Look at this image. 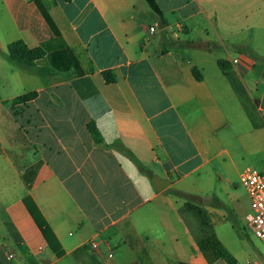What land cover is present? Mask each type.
Segmentation results:
<instances>
[{
    "label": "crops",
    "instance_id": "crops-1",
    "mask_svg": "<svg viewBox=\"0 0 264 264\" xmlns=\"http://www.w3.org/2000/svg\"><path fill=\"white\" fill-rule=\"evenodd\" d=\"M56 1L58 34L0 0V264H264L236 184L264 170V0ZM17 40L46 53L21 65Z\"/></svg>",
    "mask_w": 264,
    "mask_h": 264
},
{
    "label": "trees",
    "instance_id": "trees-1",
    "mask_svg": "<svg viewBox=\"0 0 264 264\" xmlns=\"http://www.w3.org/2000/svg\"><path fill=\"white\" fill-rule=\"evenodd\" d=\"M41 12L43 13V16L45 19L48 21V23L51 25L53 31L55 34H58L57 29L55 28L54 24L52 23L49 15H48V9L51 6H55L57 4L56 0H34ZM63 1H68V0H63ZM147 4L149 5V8L151 9L152 13L160 17L161 16V11L159 6L157 5L155 0H146ZM186 46L189 47H201L203 46L202 43L193 41V40H188L184 43ZM7 53L8 56L10 57L11 60L27 66V67H32L35 65V62L42 58L45 55V50L42 47H36V48H29L27 47L21 40H17L14 42H11L7 46ZM264 61V59H262ZM219 67L224 71L228 67V63L226 61H218ZM38 73L41 76L47 75L49 73V69L47 68H38ZM192 73L196 80H200L201 76L196 70V68H192ZM103 77L106 82H113L114 81V75L110 71H104L103 72ZM35 94H23L14 99L15 102H24L28 100L29 98L33 97ZM88 131L91 134L93 140L97 143L102 142V138L95 128V126L92 123H89L87 125ZM124 152L132 159H134L139 166V168L143 169L140 163L135 159L134 155L126 148H123ZM25 205L33 217L35 223L39 227L42 235L44 236L48 246L56 253L57 256L62 254V251L60 250V246L55 240L53 234L51 233V230L44 220V218L41 216L33 202L29 198H25L24 200Z\"/></svg>",
    "mask_w": 264,
    "mask_h": 264
},
{
    "label": "built area",
    "instance_id": "built-area-1",
    "mask_svg": "<svg viewBox=\"0 0 264 264\" xmlns=\"http://www.w3.org/2000/svg\"><path fill=\"white\" fill-rule=\"evenodd\" d=\"M154 27H150L152 33ZM239 63L238 58L232 60ZM239 183L248 194L250 209L246 215V228L257 239L264 241V170L246 169L239 175ZM95 248V243H91Z\"/></svg>",
    "mask_w": 264,
    "mask_h": 264
},
{
    "label": "rangeland",
    "instance_id": "rangeland-1",
    "mask_svg": "<svg viewBox=\"0 0 264 264\" xmlns=\"http://www.w3.org/2000/svg\"><path fill=\"white\" fill-rule=\"evenodd\" d=\"M160 3L164 6L165 5V1L164 0H160ZM237 188H238V194L240 197V200L243 201L244 205L247 206L249 205V198L248 195L246 194L244 188L241 186V184L239 183V180L237 181ZM244 229H245V233L246 236L248 237L249 240H252L256 245L259 246L260 250L262 252H264V241H261L259 239H257L255 236H253L246 228V225H244Z\"/></svg>",
    "mask_w": 264,
    "mask_h": 264
},
{
    "label": "water",
    "instance_id": "water-1",
    "mask_svg": "<svg viewBox=\"0 0 264 264\" xmlns=\"http://www.w3.org/2000/svg\"><path fill=\"white\" fill-rule=\"evenodd\" d=\"M158 27L159 28H161L162 27V25H161V23L159 22L158 23ZM162 182L161 181H159V180H154V182H153V184H154V186L156 187V189H161V187H159V184H161Z\"/></svg>",
    "mask_w": 264,
    "mask_h": 264
}]
</instances>
